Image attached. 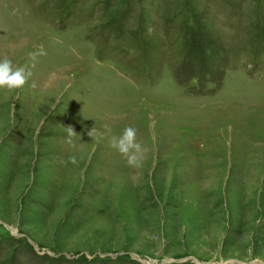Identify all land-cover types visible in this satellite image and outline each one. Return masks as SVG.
Masks as SVG:
<instances>
[{
  "label": "rangeland",
  "instance_id": "obj_1",
  "mask_svg": "<svg viewBox=\"0 0 264 264\" xmlns=\"http://www.w3.org/2000/svg\"><path fill=\"white\" fill-rule=\"evenodd\" d=\"M5 56L0 264H264V0H0Z\"/></svg>",
  "mask_w": 264,
  "mask_h": 264
},
{
  "label": "clouds",
  "instance_id": "obj_2",
  "mask_svg": "<svg viewBox=\"0 0 264 264\" xmlns=\"http://www.w3.org/2000/svg\"><path fill=\"white\" fill-rule=\"evenodd\" d=\"M44 54L43 49L30 52L28 59L31 65H34L38 57ZM31 65L14 66L12 60L7 56L0 59V90L17 94L22 92L32 77ZM69 134L75 135L76 133L69 127ZM102 138V134L97 136L98 141ZM111 147L126 160L129 167L140 168L143 166L146 149L137 138L136 128L126 126L119 137L111 139ZM71 162L73 164L77 162L75 157Z\"/></svg>",
  "mask_w": 264,
  "mask_h": 264
}]
</instances>
